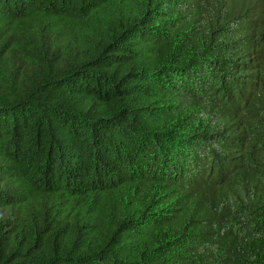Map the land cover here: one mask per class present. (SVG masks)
<instances>
[{"label": "trees", "instance_id": "trees-1", "mask_svg": "<svg viewBox=\"0 0 264 264\" xmlns=\"http://www.w3.org/2000/svg\"><path fill=\"white\" fill-rule=\"evenodd\" d=\"M0 264H264V0H0Z\"/></svg>", "mask_w": 264, "mask_h": 264}]
</instances>
